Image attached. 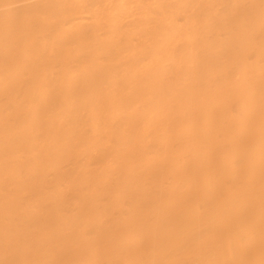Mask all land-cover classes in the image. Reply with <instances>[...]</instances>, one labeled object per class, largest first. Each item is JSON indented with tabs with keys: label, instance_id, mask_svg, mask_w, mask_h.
I'll return each instance as SVG.
<instances>
[{
	"label": "bare ground",
	"instance_id": "obj_1",
	"mask_svg": "<svg viewBox=\"0 0 264 264\" xmlns=\"http://www.w3.org/2000/svg\"><path fill=\"white\" fill-rule=\"evenodd\" d=\"M0 264H264V0H0Z\"/></svg>",
	"mask_w": 264,
	"mask_h": 264
}]
</instances>
